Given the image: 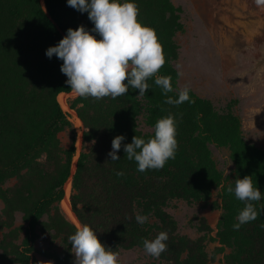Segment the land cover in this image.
I'll list each match as a JSON object with an SVG mask.
<instances>
[{"label": "trees", "instance_id": "16d2710c", "mask_svg": "<svg viewBox=\"0 0 264 264\" xmlns=\"http://www.w3.org/2000/svg\"><path fill=\"white\" fill-rule=\"evenodd\" d=\"M123 2V0H121ZM138 19L155 30L166 57L159 75L171 76L173 99L178 98L179 57L175 41L182 30V9L172 0H134ZM83 25L94 28L87 13L67 5V0H0V264H38L33 254L39 233H52L49 250L41 255L54 264H73L74 254L68 236L77 225L63 213L65 185L72 178L70 202L81 224L89 225L105 246L119 252L143 249V239H154L167 232L168 249L159 259L167 264H210L205 238L191 239L178 231L176 219L167 211L174 200L197 203L208 200L221 187L222 214L213 240L218 252L226 249V264H264V212L252 222L233 230L236 216L244 204L226 188L234 180L252 176L262 199L254 202L264 207V150L247 142L240 118L229 108L219 111L209 99L190 90L191 101L179 106L166 104V96L149 79V91L139 90L116 99L96 101L77 97L72 107L86 128L84 148L75 173V137L68 149L59 134L71 127L58 96L72 90L60 71L63 61L46 50L56 46L69 28ZM97 39H100L97 33ZM145 113L152 133L144 134L138 126ZM172 114L177 122L178 150L160 170L137 171L134 160L125 157L123 145L133 136L147 140L154 135V125ZM117 135L125 137L111 161L108 153ZM92 141H95L93 144ZM209 144L226 147L234 165V178L225 181L212 158ZM122 171L124 176L115 173ZM14 183L5 188V185ZM23 213L25 226L15 227L16 213ZM148 216L140 225L136 213ZM44 217H47L44 220ZM24 238L19 242L21 233ZM60 239L62 248L54 249ZM144 250V249H143Z\"/></svg>", "mask_w": 264, "mask_h": 264}, {"label": "rangeland", "instance_id": "374dc122", "mask_svg": "<svg viewBox=\"0 0 264 264\" xmlns=\"http://www.w3.org/2000/svg\"><path fill=\"white\" fill-rule=\"evenodd\" d=\"M172 1L182 9L183 28L175 36L179 46V57L174 62L180 73L178 89L187 86L198 96L211 100L219 111L230 108L240 118L247 142L264 150V7H258L254 0ZM72 97L73 102L79 96L74 93ZM138 126L144 134L153 132L145 113L139 117ZM59 137L64 149L71 146L75 137L77 153L72 169L75 172L84 142L78 140L73 127L60 133ZM209 148L225 181L232 180L234 165L229 149L214 144H209ZM13 183L6 184L5 188ZM220 192L221 187H218L206 201L174 200L167 207L178 223L180 234L194 240L205 238L210 264H226L225 255L229 253L228 249L218 252L220 244L213 240L222 214ZM60 207L74 222L64 212L62 202ZM3 208L0 199V215ZM25 225L23 213H16L15 227ZM38 233L34 258L54 264L41 255L42 251L50 249L52 233ZM24 235L23 231L19 242ZM54 246L55 250H61L60 239L55 240ZM120 261L121 264H167L138 248L122 251Z\"/></svg>", "mask_w": 264, "mask_h": 264}, {"label": "clouds", "instance_id": "9594fccd", "mask_svg": "<svg viewBox=\"0 0 264 264\" xmlns=\"http://www.w3.org/2000/svg\"><path fill=\"white\" fill-rule=\"evenodd\" d=\"M254 3L264 7V0H254ZM67 5L87 13L94 24L90 31L83 25L69 28L59 43L49 47L45 53L48 58L55 55L63 61L60 71L67 77L66 84L73 93L99 101L108 97L116 99L134 89L139 90L138 96L143 97L150 88L148 80L155 78V84L167 97L166 104L179 106L184 102H194L187 86L179 90L178 98L168 96L174 91L172 78L159 75L166 63L163 46L155 30L138 19L139 7L134 0H67ZM92 33H97L100 39ZM176 137L177 122L169 114L156 121L152 137L145 140L135 135L131 143L123 145L125 157L136 162L139 172L160 170L176 157ZM124 139L123 135L113 138L112 150L108 153L111 161L120 159L117 153ZM115 174L124 176L122 171ZM226 191L244 204L236 216L233 230H239L264 212V207L260 211L256 209L254 202L262 199V192L254 185L252 176L235 179L234 187L229 184ZM135 220L143 225L148 216L137 212ZM260 227L264 228V224ZM168 238L167 232H160L154 239H143L144 252L159 259L168 249ZM68 241L74 254L73 264H121L119 252L101 243L97 233L87 224L77 227L68 236ZM38 264L45 262L39 261Z\"/></svg>", "mask_w": 264, "mask_h": 264}, {"label": "built area", "instance_id": "2783aa9c", "mask_svg": "<svg viewBox=\"0 0 264 264\" xmlns=\"http://www.w3.org/2000/svg\"><path fill=\"white\" fill-rule=\"evenodd\" d=\"M61 94H65L64 103L61 102L60 96ZM58 96V102L61 106V109L66 117V119L71 123V127L74 128L75 132L77 133L78 140L81 139L83 141V135L86 130L83 121L79 117L77 110L72 107V100H73V92L70 93H61ZM77 96V95H76ZM84 142V141H83Z\"/></svg>", "mask_w": 264, "mask_h": 264}, {"label": "bare ground", "instance_id": "6f19581e", "mask_svg": "<svg viewBox=\"0 0 264 264\" xmlns=\"http://www.w3.org/2000/svg\"><path fill=\"white\" fill-rule=\"evenodd\" d=\"M65 94H61L60 96V100L61 102L64 103V98H65ZM75 171H76V167H75ZM75 173V172H73ZM71 181H72V178H70L68 180V182L66 183L67 184V188H66V185H65V191H66V195H65V198L63 199L62 201V206H63V209H64V212L70 216L73 221L77 224V225H81L76 214L74 213L73 209H72V205H71V202H70V196H71V190H72V187H71ZM71 188V189H70ZM70 189V191H69ZM73 211V212H72Z\"/></svg>", "mask_w": 264, "mask_h": 264}, {"label": "water", "instance_id": "95a60500", "mask_svg": "<svg viewBox=\"0 0 264 264\" xmlns=\"http://www.w3.org/2000/svg\"><path fill=\"white\" fill-rule=\"evenodd\" d=\"M77 168V167H76ZM79 220V219H78ZM80 222V221H79ZM81 224V223H80ZM82 225V224H81Z\"/></svg>", "mask_w": 264, "mask_h": 264}]
</instances>
